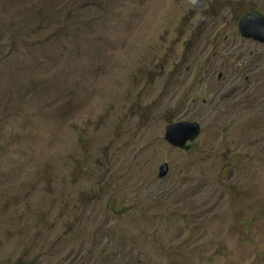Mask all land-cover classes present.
<instances>
[{
	"label": "rangeland",
	"instance_id": "rangeland-1",
	"mask_svg": "<svg viewBox=\"0 0 264 264\" xmlns=\"http://www.w3.org/2000/svg\"><path fill=\"white\" fill-rule=\"evenodd\" d=\"M253 12L0 0V264H264ZM178 122L196 124L182 145Z\"/></svg>",
	"mask_w": 264,
	"mask_h": 264
},
{
	"label": "water",
	"instance_id": "water-1",
	"mask_svg": "<svg viewBox=\"0 0 264 264\" xmlns=\"http://www.w3.org/2000/svg\"><path fill=\"white\" fill-rule=\"evenodd\" d=\"M264 18L262 15H260L257 12L250 13L246 17H244L239 22V29L241 31V34L246 37H251L254 39H257L259 41L262 40L263 33L261 30L257 27L255 24H257L260 28H264V24L260 25L257 23V20L260 18ZM264 21V20H263ZM254 26V27H253ZM253 27V29H251ZM259 35V36H257ZM196 129V124L192 122H178L174 124L167 132V138L177 145H182L184 140L186 138L191 137L189 134L193 135V131ZM175 133V134H174ZM191 139V138H190ZM181 142V143H180ZM166 172V168L164 166L160 167V174H164Z\"/></svg>",
	"mask_w": 264,
	"mask_h": 264
}]
</instances>
